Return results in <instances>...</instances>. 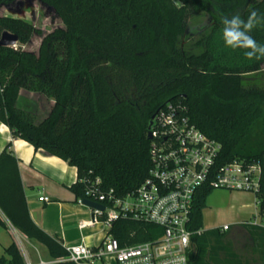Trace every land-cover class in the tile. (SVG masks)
Instances as JSON below:
<instances>
[{
    "label": "trees",
    "instance_id": "1",
    "mask_svg": "<svg viewBox=\"0 0 264 264\" xmlns=\"http://www.w3.org/2000/svg\"><path fill=\"white\" fill-rule=\"evenodd\" d=\"M15 0H0V7ZM178 1V2H177ZM41 0L63 26L43 32L21 18L0 15L20 45L41 35L37 52L0 46V122L12 137L43 149L77 168L70 189L85 197L83 179L100 176L118 196L136 189L150 168L149 124L168 102L182 101L188 116L221 143V162L257 161L262 172L256 192L264 219V87L246 75L262 70L264 57L248 58L223 40V18L252 11L264 18V0ZM208 11L213 25L183 50L181 36L193 15ZM250 35L264 44V20ZM22 93H33L26 101ZM22 105V106H20ZM25 108H28L25 109ZM0 153V228L11 224L27 239L43 244L53 264H75L63 240L31 217L19 167L9 150ZM212 190L196 197L191 229H203V210ZM264 244V227L251 225ZM110 234L120 246L154 240L163 228L132 216L120 217ZM191 264H243L225 231L194 235ZM16 240L0 264H25Z\"/></svg>",
    "mask_w": 264,
    "mask_h": 264
},
{
    "label": "built area",
    "instance_id": "2",
    "mask_svg": "<svg viewBox=\"0 0 264 264\" xmlns=\"http://www.w3.org/2000/svg\"><path fill=\"white\" fill-rule=\"evenodd\" d=\"M187 112L182 101L168 102L157 111L148 131L151 165L146 178L133 191L118 196L114 189L105 190L100 176L82 180L85 197L78 202L83 204L84 199H90L105 208L92 209V217L80 221L79 228L101 225L102 237L96 245L85 242L65 245L70 261L105 264L111 258L116 264H191L192 238L204 231L191 229L195 200L202 189L249 192L257 201L260 163L241 159L222 163L221 143L192 123ZM39 200L49 203L50 197L42 195ZM128 216L163 228V234L154 240L120 246L110 231L120 217ZM249 224L257 225V222ZM228 229V225L222 227V231ZM25 261V264L57 262L53 259H41L38 263Z\"/></svg>",
    "mask_w": 264,
    "mask_h": 264
},
{
    "label": "crops",
    "instance_id": "3",
    "mask_svg": "<svg viewBox=\"0 0 264 264\" xmlns=\"http://www.w3.org/2000/svg\"><path fill=\"white\" fill-rule=\"evenodd\" d=\"M22 96L29 102L33 100L34 95L33 93H22ZM25 109L28 110V108ZM7 144H10L9 150L19 160L28 207L34 222L47 233L59 236L66 246L81 242L96 245L102 236L100 235V238L99 235L93 237L95 234L89 230L94 227L79 228L80 221L89 220L92 217V209L80 204L75 193L70 189L78 181L77 168L57 156L48 154L43 149L36 150L25 140L13 138L10 129L0 122V153ZM242 194L246 197H251L250 194L254 196L252 215L235 224L225 223L217 228L222 230L223 226H229V229L225 231L226 241L228 235L233 234V237L242 235L247 241L253 243L252 248H247L244 245L242 251L238 253L243 264H264V244L258 236L257 240L251 237L249 228L252 225L249 223L254 220L257 222L256 226L264 227V219L259 216L255 195L249 192ZM42 195L50 197V202L40 201L39 197ZM20 238L29 244L34 242V240L27 239L11 224H9V229L0 228V256L4 255L5 248L13 240H16L25 260H30L26 256L27 252L20 242Z\"/></svg>",
    "mask_w": 264,
    "mask_h": 264
},
{
    "label": "rangeland",
    "instance_id": "4",
    "mask_svg": "<svg viewBox=\"0 0 264 264\" xmlns=\"http://www.w3.org/2000/svg\"><path fill=\"white\" fill-rule=\"evenodd\" d=\"M0 15L21 18L32 23L45 33L63 26L55 11L42 3L41 0H15L10 4L2 5L0 7ZM212 25L213 19L208 11H203L190 17L187 22L186 33L180 38V46L182 49L192 53L199 52L200 47L196 42L201 38L203 33H207L210 30ZM40 41L41 35H34L31 43L20 45L18 42L15 46L11 47L15 49L22 47L27 51L37 52ZM246 77L255 81L259 86L264 87V63L262 64V70L260 72L250 73L246 75ZM242 193L244 192L229 191L226 189L212 190L207 197L206 207L203 210V229L208 231L221 227L225 223L231 225L242 219L249 218L252 215V208L254 207V196L250 194L251 197H246ZM89 232L95 234L93 237L100 235L102 226L97 225L89 230ZM20 240L27 252L26 256L29 257L33 263L39 262L40 259H50L48 250L43 244L35 240L32 244L27 243L22 238H20ZM94 240L96 239L94 238ZM227 241L230 242L236 253H240L244 245L247 248H252L253 245L251 241H247L242 235L233 237V234H230L227 237ZM105 264H116V262L111 258H107ZM211 264L217 263L212 261Z\"/></svg>",
    "mask_w": 264,
    "mask_h": 264
},
{
    "label": "clouds",
    "instance_id": "5",
    "mask_svg": "<svg viewBox=\"0 0 264 264\" xmlns=\"http://www.w3.org/2000/svg\"><path fill=\"white\" fill-rule=\"evenodd\" d=\"M264 20L256 11H252L247 20L240 15L230 19L223 18V40L226 46L233 49H245L248 58L260 59L264 57V44L258 43L250 32ZM183 260V258H181Z\"/></svg>",
    "mask_w": 264,
    "mask_h": 264
},
{
    "label": "water",
    "instance_id": "6",
    "mask_svg": "<svg viewBox=\"0 0 264 264\" xmlns=\"http://www.w3.org/2000/svg\"><path fill=\"white\" fill-rule=\"evenodd\" d=\"M251 1V0H249ZM19 42L18 35L5 30L0 38V46H15ZM155 117V115L152 117V119ZM152 121H150V124ZM148 138H151V134L148 133ZM83 204L88 206L91 209H101L104 210L105 206L103 204L97 203L95 201H92L90 199H84Z\"/></svg>",
    "mask_w": 264,
    "mask_h": 264
}]
</instances>
